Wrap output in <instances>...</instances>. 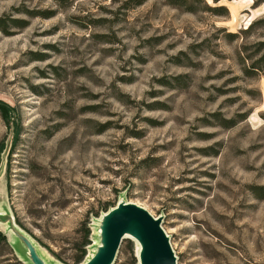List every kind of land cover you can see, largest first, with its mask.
<instances>
[{
	"label": "rangeland",
	"instance_id": "rangeland-1",
	"mask_svg": "<svg viewBox=\"0 0 264 264\" xmlns=\"http://www.w3.org/2000/svg\"><path fill=\"white\" fill-rule=\"evenodd\" d=\"M255 1L0 0V264H31L22 240L74 264L88 232L85 264L119 203L161 219L176 264H264Z\"/></svg>",
	"mask_w": 264,
	"mask_h": 264
},
{
	"label": "water",
	"instance_id": "water-1",
	"mask_svg": "<svg viewBox=\"0 0 264 264\" xmlns=\"http://www.w3.org/2000/svg\"><path fill=\"white\" fill-rule=\"evenodd\" d=\"M161 222L160 218H154L136 204L119 203L116 209L104 215L100 228V245L95 255L85 264H113L126 237L139 244V264H176L177 258ZM22 241L31 264H45L34 247L27 240Z\"/></svg>",
	"mask_w": 264,
	"mask_h": 264
},
{
	"label": "trees",
	"instance_id": "trees-1",
	"mask_svg": "<svg viewBox=\"0 0 264 264\" xmlns=\"http://www.w3.org/2000/svg\"><path fill=\"white\" fill-rule=\"evenodd\" d=\"M219 1L221 0H213V2L216 4L218 3ZM227 1H230V0H227ZM166 2L171 5V6H174V7H182L184 9H186V11L188 12H194V4L197 3H203V9L204 11H207V12H211V13H214V14H217V15H221V11H226L225 7H211V6H208L204 0H166ZM142 2H136V5H140ZM264 3V0H256L254 2V6L255 7H258L259 5L263 4ZM6 22L3 21V19L0 18V31H5V25ZM13 23H18L16 21H13ZM257 22L253 21L251 24H250V27L254 26ZM21 27H24V26H21ZM259 46H264L263 45H259ZM262 61H264V56L262 58ZM253 68H255V64L253 65ZM180 78H175L176 81H178ZM165 85V84H164ZM0 112L1 114L6 117L7 115V108L4 107V106H1L0 107ZM256 194H257V197L259 199H264V187H261V188H254L253 190ZM87 235H88V232L86 233L85 235V242H83V245L81 246L80 248V251H79V254L75 257L74 259V264H79L83 261L85 255H86V250H85V246L89 245L90 242L87 240ZM0 239L3 241H5V238L1 235L0 233Z\"/></svg>",
	"mask_w": 264,
	"mask_h": 264
}]
</instances>
